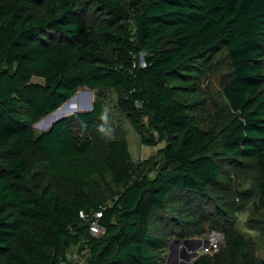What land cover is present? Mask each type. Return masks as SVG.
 Instances as JSON below:
<instances>
[{
	"label": "trees",
	"instance_id": "obj_1",
	"mask_svg": "<svg viewBox=\"0 0 264 264\" xmlns=\"http://www.w3.org/2000/svg\"><path fill=\"white\" fill-rule=\"evenodd\" d=\"M219 46L228 117L202 127L167 77ZM80 87L113 89L141 143L164 141L158 157L132 159L97 92L91 110L35 132ZM250 166L264 208V0H0V264L72 249L81 264H164L172 239L233 212L229 168ZM98 207L95 237L80 213ZM220 231L223 248L191 264H264L238 230Z\"/></svg>",
	"mask_w": 264,
	"mask_h": 264
},
{
	"label": "rangeland",
	"instance_id": "obj_2",
	"mask_svg": "<svg viewBox=\"0 0 264 264\" xmlns=\"http://www.w3.org/2000/svg\"><path fill=\"white\" fill-rule=\"evenodd\" d=\"M230 73L231 67L225 50L219 46L187 63L184 69L180 70V73L168 76L167 82L174 85L173 91L177 98L190 104L189 113L192 119L196 121L198 126L205 127L212 123L211 118H209L211 113L221 117L220 124L228 117L225 108L216 106L225 104L222 85L228 79ZM33 80L41 82L40 78H33ZM95 92L103 101V121L110 135L112 137L125 136L132 159L139 161L157 158L158 148L164 145V141H158L154 146L142 144L139 133L115 105L118 94L113 89L92 90V99L95 98ZM121 95H126V92H121ZM89 103L87 90L85 87H80L76 91L73 101L64 107L63 115L82 111ZM143 118L147 120V115H144ZM34 125L35 123L32 125L35 132L44 130L47 126V124L41 127H35ZM254 173L255 168L253 166L229 168L228 174L233 186V196L231 198L233 200V212H229L228 216L224 218L215 220H213V216L202 217L204 220H199L197 225L187 228L186 238L200 240V244L196 247L197 253L191 257V262L199 254H211L208 248L212 245H218V249H220L222 241L218 234H221L220 230L226 226L238 230L253 246L255 253L259 257H264V208L256 205ZM108 180L111 181V178ZM89 190L95 194L103 192L108 195L104 187H101L99 179L93 178L90 181ZM211 208L212 205L210 204L202 205L203 213ZM170 236H173V234ZM181 240L179 245H181ZM165 262L166 259H164V264Z\"/></svg>",
	"mask_w": 264,
	"mask_h": 264
},
{
	"label": "water",
	"instance_id": "obj_3",
	"mask_svg": "<svg viewBox=\"0 0 264 264\" xmlns=\"http://www.w3.org/2000/svg\"><path fill=\"white\" fill-rule=\"evenodd\" d=\"M85 89L87 90V93H88V96H89V99H90V103L87 104L84 108L83 107L82 108L85 111H88V110H91V108H92V103H93L92 96H93V94H92V89L91 88L85 87ZM76 91L68 99L73 100L75 98ZM63 103H65V101ZM59 107H57L56 109H58ZM56 109H54L53 111L49 112L47 115H49L50 113L54 112ZM47 115H45V116H47ZM62 116H64V115L62 114V115H59L56 118H54L50 122V124L46 128H44V131L48 132L50 130V128H51L52 123L54 121H56L57 119L61 118ZM35 123H37V122H35ZM218 235L220 237V240L222 241V244L220 246L221 249H222L223 245H224V243H223L224 237H223L222 233L218 234ZM179 243H180V239L179 238H174L168 243V246H167L168 254H167V257H166L165 264H191V257L196 255V253H197L196 247H198V245L200 244V240L191 239V238H185V239L181 240V245H179Z\"/></svg>",
	"mask_w": 264,
	"mask_h": 264
},
{
	"label": "built area",
	"instance_id": "obj_4",
	"mask_svg": "<svg viewBox=\"0 0 264 264\" xmlns=\"http://www.w3.org/2000/svg\"><path fill=\"white\" fill-rule=\"evenodd\" d=\"M102 208L103 207H98L91 212L80 213L81 217L87 223L88 232L95 237H99L105 232V227L100 223ZM217 250L218 245H212L208 248V251L211 253ZM81 254L82 253L78 252L76 249L68 250L64 253L63 257L54 264H81L83 262Z\"/></svg>",
	"mask_w": 264,
	"mask_h": 264
},
{
	"label": "bare ground",
	"instance_id": "obj_5",
	"mask_svg": "<svg viewBox=\"0 0 264 264\" xmlns=\"http://www.w3.org/2000/svg\"><path fill=\"white\" fill-rule=\"evenodd\" d=\"M71 101H73V100H71V99H68L67 101H65V103L61 106V107H59L58 109H56L54 112H52V113H50L49 115H47V116H45V117H42L39 121H37V123H35V127L36 126H39V127H41V126H44V124H47V126L50 124V122L54 119V118H56L57 116H59V115H62V114H64V107L68 104V103H70ZM75 110V109H74ZM66 111H68V110H66ZM46 126V127H47Z\"/></svg>",
	"mask_w": 264,
	"mask_h": 264
}]
</instances>
